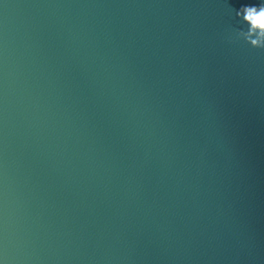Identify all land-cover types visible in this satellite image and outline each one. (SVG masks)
Returning a JSON list of instances; mask_svg holds the SVG:
<instances>
[{
	"label": "water",
	"instance_id": "1",
	"mask_svg": "<svg viewBox=\"0 0 264 264\" xmlns=\"http://www.w3.org/2000/svg\"><path fill=\"white\" fill-rule=\"evenodd\" d=\"M264 0H0V264H264Z\"/></svg>",
	"mask_w": 264,
	"mask_h": 264
},
{
	"label": "clouds",
	"instance_id": "2",
	"mask_svg": "<svg viewBox=\"0 0 264 264\" xmlns=\"http://www.w3.org/2000/svg\"><path fill=\"white\" fill-rule=\"evenodd\" d=\"M236 15L248 25V28L234 30L227 37L229 42L243 40L253 47L264 49V3L242 5L236 11Z\"/></svg>",
	"mask_w": 264,
	"mask_h": 264
}]
</instances>
